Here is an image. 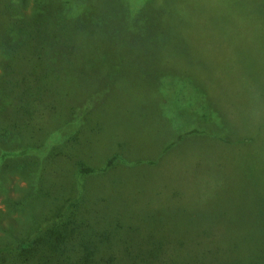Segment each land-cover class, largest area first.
Wrapping results in <instances>:
<instances>
[{
  "label": "rangeland",
  "instance_id": "374dc122",
  "mask_svg": "<svg viewBox=\"0 0 264 264\" xmlns=\"http://www.w3.org/2000/svg\"><path fill=\"white\" fill-rule=\"evenodd\" d=\"M18 1L0 0V33L11 32ZM27 4L38 28L75 38L107 66L155 68V82L128 76L124 108L102 118L107 140L97 156L118 150L129 162L101 186L82 174L77 184L58 179L45 167L50 145L0 144V264H16L21 245L46 225L51 179L56 197L61 183L85 197L123 245L119 264H145L135 242L146 248L140 240L148 239L161 246L155 264H264V0ZM173 69L185 84L172 82ZM111 102L108 91L93 99Z\"/></svg>",
  "mask_w": 264,
  "mask_h": 264
},
{
  "label": "trees",
  "instance_id": "16d2710c",
  "mask_svg": "<svg viewBox=\"0 0 264 264\" xmlns=\"http://www.w3.org/2000/svg\"><path fill=\"white\" fill-rule=\"evenodd\" d=\"M27 5V0L14 5L11 32L0 33V119H4L0 134L8 136L4 141L0 135V144L35 152H45L50 145L45 167L58 169L54 172L58 179L72 178L77 184L75 179L82 174L98 183L90 181L93 187L101 186L100 179L115 176L129 162L118 150L97 156V145L107 140L102 118L106 119L111 109L124 108V80L128 76L141 72L155 82V68L98 62L97 53L74 42V37L71 41L69 35L38 28L42 26L39 14L27 17ZM185 79L174 70L172 82L185 84ZM160 82L156 93L161 92ZM106 91L112 97L111 104H94L93 99ZM106 145V152L112 151ZM56 188L51 179L46 225L38 226L31 241L21 245L16 264H119L116 252L123 245L113 244L110 229L94 216L85 197L73 198L76 188L63 189L62 183L56 197ZM140 243L147 245L143 248L135 242L139 251L147 253L145 264H155L152 259L161 246H155V239Z\"/></svg>",
  "mask_w": 264,
  "mask_h": 264
}]
</instances>
